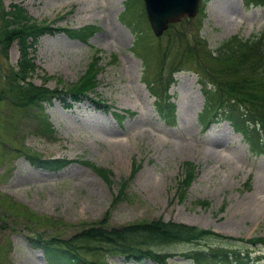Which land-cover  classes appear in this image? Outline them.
Returning <instances> with one entry per match:
<instances>
[{
    "label": "rangeland",
    "instance_id": "374dc122",
    "mask_svg": "<svg viewBox=\"0 0 264 264\" xmlns=\"http://www.w3.org/2000/svg\"><path fill=\"white\" fill-rule=\"evenodd\" d=\"M13 3L52 28L97 27L86 42L63 31L41 36L31 53L37 67L31 81L67 90L94 64L97 84L88 95L103 98L111 110L106 113L88 100L53 99L42 104L41 113L53 129L45 134L39 108L21 110L0 102V264H54L38 241L69 237L101 220L120 226L162 218L234 239L264 236V154H251L227 121L202 127L203 76L187 52L190 46L218 60L215 54L223 40L263 36V6L201 0L195 17L181 19L155 37L143 0H3L6 9ZM194 37L203 42H194ZM18 58L14 41L7 60L0 54V73ZM212 60L202 69L212 71ZM174 66L179 70L167 91L174 119H164L145 80L159 73L169 77ZM223 69L215 79H227L220 76ZM31 153L72 162L48 170L34 165ZM185 176L180 187L186 189L179 192ZM235 243L241 246L237 251L264 257L260 244ZM196 247L189 243L158 249L170 254L169 264H194L180 253ZM106 258L105 252L89 256L97 264ZM109 259L123 263L116 256Z\"/></svg>",
    "mask_w": 264,
    "mask_h": 264
},
{
    "label": "trees",
    "instance_id": "16d2710c",
    "mask_svg": "<svg viewBox=\"0 0 264 264\" xmlns=\"http://www.w3.org/2000/svg\"><path fill=\"white\" fill-rule=\"evenodd\" d=\"M242 2L248 8L264 7V0H242ZM187 21L189 20L185 19V22ZM49 25L46 21L32 18L19 4H10L9 9H6L3 0H0V54L7 60L13 42L16 41L19 45L16 65L8 66L5 74L0 73V102L9 103L21 110L39 108L37 116L45 119L44 126L40 130L45 134H53V129L41 113L42 104L51 103L53 99H61L64 102L66 97L73 102L84 99L106 113L111 110V105L103 98L93 99L88 95L90 88L97 84L94 64L89 66L78 82L67 90L37 86L31 81L32 74L37 68L31 53L35 51L41 36L53 31H63L70 38L86 42L97 29L96 26L91 25L81 29L52 28ZM173 26L171 25L170 28ZM261 34L263 35L261 37L252 35L246 39L233 35L223 40L218 46V53L215 54L219 57L218 60L211 56L207 57L208 51L200 52L199 49L187 47L188 58L195 65V70H200L197 71L198 74L203 76V79L201 77L199 79L205 97L203 110L199 114L200 122L208 123L217 119L228 121L234 131L242 134L249 149L256 154L264 153V31ZM193 41L203 42L198 37H194ZM208 58L214 59L210 72L202 69ZM222 66L224 69L220 76L227 79L217 80L215 78L219 77ZM178 70V67L174 66L169 72V77L165 78L159 73L155 79L145 80L150 94L155 97V108L163 116H173L170 114L174 110V105L169 103L170 97L167 91L175 80L172 76L173 72ZM229 71L231 73H228ZM112 114L118 121L123 120V115L115 112ZM29 156L34 165L48 170H59L71 162L68 159L43 160L37 153H31ZM186 179L185 176L179 180V192H184L186 189L180 187L183 182L186 183ZM199 203L206 205L205 201ZM35 237L40 239L39 234H35ZM212 239H223L228 243L225 247H220V244L203 245L183 253V256L194 264H256L252 262L249 252L237 251L236 248L239 246L234 242L264 245V237L261 236L247 240L234 239L211 229L172 220L165 221L162 218L141 220L120 226H110L105 220H101L84 226L69 237H50L38 242L42 244L41 248L50 256L54 264H97L95 261H90L89 256L98 252H105L107 257L100 264H115L109 256L122 258L125 263L133 261L139 264L149 259L157 264H167L170 254L162 252L159 247L178 243H195L199 246L206 242L204 240ZM241 254L245 256L241 257Z\"/></svg>",
    "mask_w": 264,
    "mask_h": 264
},
{
    "label": "water",
    "instance_id": "95a60500",
    "mask_svg": "<svg viewBox=\"0 0 264 264\" xmlns=\"http://www.w3.org/2000/svg\"><path fill=\"white\" fill-rule=\"evenodd\" d=\"M147 19L156 36L181 18L194 17L200 0H143Z\"/></svg>",
    "mask_w": 264,
    "mask_h": 264
}]
</instances>
